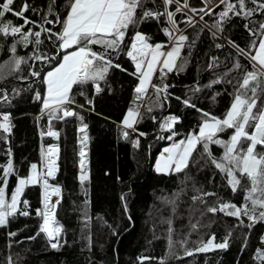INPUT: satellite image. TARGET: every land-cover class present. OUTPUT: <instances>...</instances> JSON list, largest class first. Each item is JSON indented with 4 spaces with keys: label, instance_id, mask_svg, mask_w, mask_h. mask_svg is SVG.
I'll return each mask as SVG.
<instances>
[{
    "label": "trees",
    "instance_id": "trees-1",
    "mask_svg": "<svg viewBox=\"0 0 264 264\" xmlns=\"http://www.w3.org/2000/svg\"><path fill=\"white\" fill-rule=\"evenodd\" d=\"M21 2L16 0L14 7L18 8ZM28 2L40 10L39 15L26 13L37 22H42L50 5L54 13L59 12L61 19L67 14L69 6V0ZM156 4L162 9L161 0H156ZM189 4L197 9L203 6L202 0H189ZM147 6L152 7L151 4ZM248 7L254 5L249 3ZM222 8L223 5L216 12ZM176 19L180 22L185 17L177 14ZM196 19L199 20L198 17ZM216 19L215 15L205 16L204 21L194 26L180 23L191 44L181 54L187 63L183 70L174 69L163 80L157 71L153 84H168L169 98L162 100L163 108L148 112V105L155 99L150 88L148 96L151 100L146 97L141 107L143 118L135 125L136 132L128 129L127 139L122 134V121L128 109L133 107L134 88L138 84L137 77L132 75L135 72L133 62L121 53L114 62L126 71L110 70L107 82H101L103 91L99 95L94 93L91 83L74 86L75 104L71 107L84 117V123L88 125L85 152L90 180L83 186L78 180L79 151L82 147L79 143V119L69 117L63 121H53L51 127L60 133L58 139L46 134L41 136L42 131L47 133L49 125L47 116H41L42 105L35 99V93L39 91L43 96L45 86L39 79L30 76V72L34 70L31 65L36 64L35 70L43 75L51 65L29 60L21 65L20 71L0 80V89L6 91L9 98L8 103L0 101V112L11 113L13 126L10 135L0 133L8 136L7 140L0 139V165L7 163V150L10 147L16 171V175L9 178L8 191L10 193L14 189L18 177L30 174L31 164L35 163L40 168L42 150L58 145V170L50 183L62 188L57 220L63 225L62 246L53 249L45 234L37 235L42 220L35 215V209L42 206V187H27L22 199L29 201L31 214L25 217L17 213L10 218L7 226L0 227V264H141L142 257L150 258L144 260L143 264H260L256 254L258 250L264 251V222L248 228L246 225L250 221L247 218L241 224L234 217L206 211L208 206L217 204L218 198L221 203L231 201L240 205L244 192L232 193L207 156L198 155L202 151L199 146L184 172L164 174L155 170L156 159L165 146L185 138L191 130H198L202 120L200 110L219 118L225 116L239 82L246 72L253 70L248 58L239 55L229 41L248 51L255 37L249 34L245 24L257 30L264 23V14L257 13L250 18L251 22L234 17L225 22L224 31L214 37L212 33L215 29L211 25ZM5 20H11L16 25L23 24V20L11 15H7ZM163 26H166L163 20L160 26L155 21L145 22L139 31L151 36L153 43L167 42V37L160 30ZM49 27L53 31L60 30L59 25ZM132 34L133 29L130 28L129 37ZM14 40L11 36L6 38L0 35V66L10 65L14 59L10 50ZM125 43H130V39L126 38ZM217 44L221 47L217 48ZM95 50L100 51L98 46ZM32 51V46L26 49L17 45L15 56L28 57ZM41 51L55 55L57 50L51 42L45 41ZM213 57L217 58L215 67L210 66ZM237 61L241 65L239 69L234 67ZM180 63L178 60L177 65ZM4 72H7L6 67ZM217 79L222 82L206 87ZM197 86L200 90L194 91ZM185 98L190 99L196 107H186L182 103ZM88 99L93 100L92 105L86 102ZM79 105L84 107L80 108ZM262 106L264 94L260 95L254 111H259ZM170 113L180 117V122L175 126L178 135L171 141L161 138L170 133H161L159 127L162 118ZM232 131L229 129L220 137L228 139ZM140 132L146 135L139 136ZM136 139L140 141L139 147L134 146ZM211 148L217 158L222 155L220 147L213 145ZM260 150L258 146L257 151ZM242 184L249 186L247 179ZM205 192L216 193V196L205 197V203L193 200V197ZM85 201L88 203L85 204ZM12 232L16 235L10 236ZM213 234L216 241L223 242L227 237L229 247L185 255L186 250L196 249L202 240L207 242Z\"/></svg>",
    "mask_w": 264,
    "mask_h": 264
},
{
    "label": "snow or ice",
    "instance_id": "snow-or-ice-1",
    "mask_svg": "<svg viewBox=\"0 0 264 264\" xmlns=\"http://www.w3.org/2000/svg\"><path fill=\"white\" fill-rule=\"evenodd\" d=\"M254 7H248V4ZM16 0H2L0 2V35L15 38L11 45V52L14 59L10 65L0 66V80L6 75H12L21 70L22 64H27L29 60L39 62L43 65H51V69L41 75V71L35 70L36 64L31 65L34 69L30 76L39 79L45 86V93L42 96L39 91L35 93V99L42 105L41 116L48 118L47 133L45 134L59 138L60 133L53 131L51 125L53 121H63L69 117H76L80 121L78 131L82 134L79 143L82 145L79 151V175L78 180L83 186L90 180L87 167L85 147L87 146L88 125L84 123V117L79 115L71 107L75 104L73 96L74 86L93 85L94 93L99 95L103 88L101 82H107V76L112 69L126 71L120 64L115 63L121 53L129 58L135 67L132 75L138 79V84L134 88L135 98L133 107L129 108L123 121V136L129 137L128 129L136 132L135 125L143 118L141 112L142 104L148 96L149 88L153 90L155 99L147 107L148 112L154 108H163V101L169 98V85L162 83L153 84L152 79L157 71L160 72V79L174 69L183 70L187 59L182 57L183 49L191 47L189 38L180 28V23L194 26L199 21H204L205 16L217 17L211 28L215 37L217 33L224 31V23L234 17H240L250 21V18L257 13L264 14V0H202L203 6L193 8L189 0H161L162 9L156 4V0H69L67 14L61 19L59 12H53L49 6L47 15L43 16L42 22H37L29 18L26 13L39 15L40 10L32 6L28 0H22L19 7L14 5ZM151 4L152 7L147 5ZM223 5L222 10L216 12L217 8ZM173 6H175L174 10ZM187 10V11H186ZM188 13H192L189 15ZM177 14L185 17L178 22ZM7 15L23 20V24H13L11 20H5ZM48 16H54L49 19ZM199 18V20L196 19ZM163 20L166 26L160 30L167 37V42H152V37L139 31L145 22L155 21L158 26ZM31 25V27H29ZM49 25H59V31H53ZM133 29V34L129 37V29ZM249 34L255 39L252 40L249 50L240 48L234 41H229L231 46L241 56H246L252 64V71H248L239 82L234 93L233 102L223 118L216 117L208 112H202V120L197 130H193L184 139L173 142L169 147L163 149L155 164L158 173L173 174L184 172L189 167V162L193 160V153L197 152L198 146L202 150L198 155H205L212 166L225 179L233 194L238 191L244 192L243 203L237 205L231 201L218 202L215 206H208L206 211L212 214L222 213L228 217L236 218L241 224L244 218L250 221L246 226L253 227L255 224L264 222V106L259 111L257 102L260 95L264 94V23L259 25L257 30H253L245 24ZM27 29V31H25ZM126 38L130 43H125ZM51 42L57 50L55 55H48L41 51V46ZM258 41V43H257ZM17 45L24 48L33 47L32 53L28 57L15 56ZM99 47L100 51L95 50ZM217 48L221 45L217 44ZM254 53V54H253ZM181 63L177 65V61ZM217 58H212L210 66L215 67ZM7 72H4V68ZM236 69L241 67L239 61L234 65ZM220 79L210 82L206 87L221 83ZM197 86L194 91H199ZM259 90V91H258ZM84 95L83 92L80 93ZM180 100V97H176ZM0 101L8 103V93L0 89ZM89 105L93 100L86 101ZM140 102V103H138ZM182 103L186 107L195 108L196 105L190 99L185 98ZM83 108L84 105H79ZM155 120V117H153ZM180 122L176 115L169 114L162 118L159 127L162 132L170 135L161 137L174 140L178 135L175 126ZM12 117L9 112H0V133L10 135L12 132ZM233 130L228 139L220 137L221 133ZM251 129V131H249ZM139 136L146 135L138 133ZM7 135H0V139L7 140ZM139 139L134 141V146L139 147ZM216 145L222 149V155L217 158L211 146ZM258 146L260 151H257ZM58 145L49 146L46 151L42 150L45 158L43 168L38 170L37 164L30 165V174L26 177H18L14 189L9 193V178L16 175L12 151L7 150L8 161L5 165H0L2 175H0V227L9 224L10 218H14L17 213L22 216H29L30 205L27 199H22L25 189L29 186H41L42 198L41 207L35 209V215L42 220L37 235H46L50 246L58 249L62 246L61 233L63 225L57 220V209L62 200V188L59 185L50 183V179H55L57 173ZM247 179L249 186L242 184ZM199 191V190H198ZM216 196V193H202L193 197V200H200L205 203V197ZM55 197V200L53 199ZM88 202L85 201V204ZM125 207H127L125 205ZM258 213V214H257ZM85 218L87 213L85 211ZM195 225L193 228L195 229ZM15 236L16 233H9ZM231 233H229L230 237ZM213 234L207 242L203 240L200 246L194 250H186V256L195 253H207L215 249L225 250L229 247L228 238L223 242L216 243ZM66 242V241H64ZM170 251L172 243L170 240ZM186 243V242H182ZM257 259L260 264H264V251H257ZM141 264L145 257L140 258Z\"/></svg>",
    "mask_w": 264,
    "mask_h": 264
},
{
    "label": "rangeland",
    "instance_id": "rangeland-1",
    "mask_svg": "<svg viewBox=\"0 0 264 264\" xmlns=\"http://www.w3.org/2000/svg\"><path fill=\"white\" fill-rule=\"evenodd\" d=\"M50 69H51V68H50ZM50 69H49V70H50ZM191 131H193V130H191ZM191 131H190V132H191ZM197 131H198V130H197ZM190 132H189V133H190ZM81 135H82V134L79 132V136H81ZM183 139H184V138H183ZM169 146H170V145H167V146H165L164 148L169 147ZM45 151H46V150H45ZM162 152H163V151H162ZM162 152H161V153H162ZM160 155H161V154H160ZM160 155H159V156H160ZM159 156L157 157L156 162L158 161ZM58 157H59V156H58ZM57 161H58V160H57ZM44 162H45V158L43 157V158H42V161H41L40 168H39V166L37 165V166H38V170H41V169L43 168V164H44ZM155 164H156V163H155ZM79 171H80V169H79ZM53 199L55 200V197H54ZM196 201H200V200H196ZM200 202H201V201H200Z\"/></svg>",
    "mask_w": 264,
    "mask_h": 264
},
{
    "label": "water",
    "instance_id": "water-1",
    "mask_svg": "<svg viewBox=\"0 0 264 264\" xmlns=\"http://www.w3.org/2000/svg\"><path fill=\"white\" fill-rule=\"evenodd\" d=\"M59 147V146H58ZM58 154H59V152H58ZM58 154H57V157H58ZM57 160H58V158H57ZM216 243H220L221 241H215ZM215 250H219V249H215ZM213 251V250H212ZM195 254H200V253H195ZM145 258H148V259H150L149 257H145ZM146 260V259H145Z\"/></svg>",
    "mask_w": 264,
    "mask_h": 264
},
{
    "label": "built area",
    "instance_id": "built-area-1",
    "mask_svg": "<svg viewBox=\"0 0 264 264\" xmlns=\"http://www.w3.org/2000/svg\"><path fill=\"white\" fill-rule=\"evenodd\" d=\"M170 114H173V113H170ZM168 115H169V114H168ZM173 115H176V114H173ZM176 116L179 117L178 115H176ZM179 118H180V117H179ZM161 133H166V132H162V131H161ZM86 160H87V159H86Z\"/></svg>",
    "mask_w": 264,
    "mask_h": 264
},
{
    "label": "crops",
    "instance_id": "crops-1",
    "mask_svg": "<svg viewBox=\"0 0 264 264\" xmlns=\"http://www.w3.org/2000/svg\"><path fill=\"white\" fill-rule=\"evenodd\" d=\"M156 74H157V72H156ZM156 74L153 76L152 83H153V80H154V78H155ZM149 89H150V88H149Z\"/></svg>",
    "mask_w": 264,
    "mask_h": 264
}]
</instances>
